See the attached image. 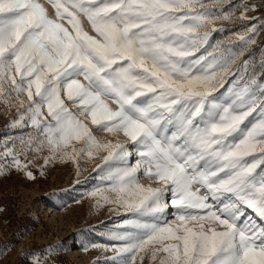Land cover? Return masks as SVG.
<instances>
[{"label": "snow or ice", "instance_id": "obj_1", "mask_svg": "<svg viewBox=\"0 0 264 264\" xmlns=\"http://www.w3.org/2000/svg\"><path fill=\"white\" fill-rule=\"evenodd\" d=\"M262 37L264 0H0V180L71 164L103 264H264Z\"/></svg>", "mask_w": 264, "mask_h": 264}, {"label": "rangeland", "instance_id": "obj_2", "mask_svg": "<svg viewBox=\"0 0 264 264\" xmlns=\"http://www.w3.org/2000/svg\"><path fill=\"white\" fill-rule=\"evenodd\" d=\"M6 123L0 116V134L4 133ZM73 180L71 164H57L50 168L46 178L38 175L35 182L19 174L0 180V246L16 245L3 253L0 264H25L21 252H41L57 244L67 249L60 256V264H103L104 254L100 250L83 252L78 244L71 242L72 238L83 231L87 239L107 243L100 233L107 231L105 225L111 227L120 217L105 210L95 212L89 200L63 209L54 206L48 194L71 188ZM59 203L56 201L57 205ZM93 229L96 231H90ZM24 232L27 236L23 242L15 239L18 233Z\"/></svg>", "mask_w": 264, "mask_h": 264}, {"label": "bare ground", "instance_id": "obj_3", "mask_svg": "<svg viewBox=\"0 0 264 264\" xmlns=\"http://www.w3.org/2000/svg\"><path fill=\"white\" fill-rule=\"evenodd\" d=\"M52 210V209H51Z\"/></svg>", "mask_w": 264, "mask_h": 264}]
</instances>
